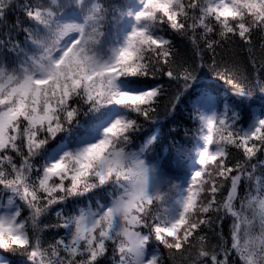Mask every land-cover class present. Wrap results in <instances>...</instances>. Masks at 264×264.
<instances>
[{
	"label": "snow or ice",
	"instance_id": "6c2138e0",
	"mask_svg": "<svg viewBox=\"0 0 264 264\" xmlns=\"http://www.w3.org/2000/svg\"><path fill=\"white\" fill-rule=\"evenodd\" d=\"M15 11L27 23L0 40V251L23 264H100L110 250L113 264H169L177 254L264 264V107L219 110L197 83L202 63L173 67L169 35L187 38L201 61L212 52L209 67L240 101L264 97L253 44L258 34L264 46V0H0V27ZM237 40L253 69L247 83L215 60ZM158 69L175 88L170 110L186 104L195 126L167 159L155 153L158 135L137 139L168 91L149 79ZM173 161L175 178L165 174ZM54 205L56 223H44ZM48 229L64 234L45 243Z\"/></svg>",
	"mask_w": 264,
	"mask_h": 264
},
{
	"label": "trees",
	"instance_id": "16d2710c",
	"mask_svg": "<svg viewBox=\"0 0 264 264\" xmlns=\"http://www.w3.org/2000/svg\"><path fill=\"white\" fill-rule=\"evenodd\" d=\"M17 20H22L27 23L25 17L19 11L9 13L6 25L7 27H0V40L6 39V33L8 29L16 23ZM12 35L15 39L24 40V33L18 30H14ZM170 38L173 41L174 47L176 49L177 55L173 67L179 66L187 62L188 64H200L203 66L198 68L197 75L199 80L197 81L198 85L203 86L211 92V94L217 96L220 100L219 110H222L223 104L226 102L231 105H238L243 109L245 115L249 112H260L261 108L264 107V97L256 95L252 100L240 101L232 92L231 86L225 83L223 80L219 79L216 76V73L212 70L210 65L213 62V53L207 50H204L203 60L201 61L200 57L195 54L192 44L185 37L179 35L169 34ZM253 44L255 46V55L257 60H260L264 57V46L260 36L258 34L253 37ZM203 47V45H201ZM215 60L217 64L223 66L228 64L233 69V74L236 76V79L242 83H247L251 81L253 77V69L248 63V53L244 50V46L239 42V40L234 43H230L226 46H221L216 48ZM152 83H161L165 85V88L168 90L167 94L161 97L159 104L156 107V111L153 113V119L151 121H144L141 118L142 129L137 134V139L143 141L150 135H158V141L154 145L155 153L161 156L164 159H167L165 150H168V154H172V144L173 142L185 143L190 141L191 137L195 133V126L193 122L189 119V106L186 104H180L175 112L170 110V99L171 95L174 92V85H170L166 76L162 74L161 70H157L154 76L149 77ZM249 105L251 106L249 108ZM81 121L87 120V117L81 116ZM186 132L188 135L186 136ZM56 142H53V146ZM193 156L195 153L193 152ZM238 154L233 152V156ZM260 159H264V156H261ZM188 165L190 167H195L194 160L189 158ZM175 162H172L173 171L165 169L172 176L176 175L175 171ZM243 192V189H241ZM100 193L97 194V199L100 197ZM6 199V198H5ZM81 206L86 205L89 201L85 198H80ZM19 203V201H18ZM73 204V199L70 198L67 204L64 207L65 211L70 209ZM94 206V205H93ZM59 210V206L54 205L50 213L43 218V222L47 224H55L57 217L55 216V211ZM25 214H27L25 210ZM215 218V217H214ZM222 230L224 236L227 237L229 234L230 220L225 219L222 224ZM208 234L209 247L218 243V240L213 232L208 229L204 230ZM62 229H48L43 233V239L45 243L53 240L58 235H63ZM165 255H167V250H163ZM0 258H6L12 262V264H23L24 257L20 255H14L10 251H0ZM100 264H113L112 253L109 251L108 255L101 259ZM169 264H190L186 256H181L177 254L174 260H170Z\"/></svg>",
	"mask_w": 264,
	"mask_h": 264
},
{
	"label": "rangeland",
	"instance_id": "374dc122",
	"mask_svg": "<svg viewBox=\"0 0 264 264\" xmlns=\"http://www.w3.org/2000/svg\"><path fill=\"white\" fill-rule=\"evenodd\" d=\"M174 167H175V166H174ZM165 174L171 176L172 178H175L174 175L172 176V174L168 173V171H166V170H165Z\"/></svg>",
	"mask_w": 264,
	"mask_h": 264
}]
</instances>
